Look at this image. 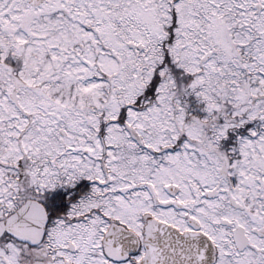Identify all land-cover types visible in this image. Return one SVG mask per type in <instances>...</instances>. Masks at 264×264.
<instances>
[{"label": "snow or ice", "instance_id": "obj_1", "mask_svg": "<svg viewBox=\"0 0 264 264\" xmlns=\"http://www.w3.org/2000/svg\"><path fill=\"white\" fill-rule=\"evenodd\" d=\"M0 264H264V0H0Z\"/></svg>", "mask_w": 264, "mask_h": 264}]
</instances>
